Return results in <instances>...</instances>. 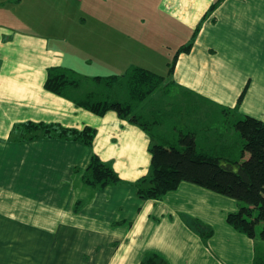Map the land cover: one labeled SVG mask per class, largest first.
<instances>
[{"label":"crops","instance_id":"1","mask_svg":"<svg viewBox=\"0 0 264 264\" xmlns=\"http://www.w3.org/2000/svg\"><path fill=\"white\" fill-rule=\"evenodd\" d=\"M132 67L173 79L178 93L151 134L45 88L52 68L90 81ZM246 88L241 113L264 122V0H0V264H142L152 253L169 264H263L260 232L252 239L228 223L236 200L183 182L144 201L133 187L150 173L151 144L178 146L180 132L199 150L240 158L243 141L220 119ZM27 123L93 127L97 137L93 148L22 141L15 128ZM94 154L122 186L98 192L83 183ZM196 222L212 230L206 242Z\"/></svg>","mask_w":264,"mask_h":264},{"label":"trees","instance_id":"2","mask_svg":"<svg viewBox=\"0 0 264 264\" xmlns=\"http://www.w3.org/2000/svg\"><path fill=\"white\" fill-rule=\"evenodd\" d=\"M193 44L194 39L178 51V56L190 52ZM174 70L175 64L170 67L169 77L172 78ZM173 82V79L167 80L136 67L130 68L122 76L97 77L90 81H82L81 76L72 71L52 68L49 70L45 88L96 116L104 117L109 112H116L122 120L151 134L159 123L157 120L166 118L167 107L163 106L166 108L162 109L163 112L158 109L160 113L155 111L150 115H147L148 110H144L145 114H142L140 108L161 88L169 97L173 91ZM87 83L89 86L86 87ZM247 90L248 88L241 94L240 104ZM233 114L234 109H224L222 116L227 124H230L227 119ZM233 125L243 144L241 157L231 161L217 157L209 150H199L196 137L192 133L180 132L178 146L151 144L150 173L133 184L137 189L138 198L144 201L161 200L168 193L177 190L181 183H192L236 200L240 209L228 216V223L252 239H255L259 232L260 237L264 239V122L244 115L235 124L233 122ZM15 130L21 134L22 141L41 136L44 139L81 142L90 148H93L97 137V129L93 127L77 130L56 124L27 123L17 125ZM246 155L248 157L244 159ZM82 180L87 187L98 192L124 184L113 167L103 162L96 154L92 156L89 166L83 172ZM81 205V201L76 204L75 213L80 210ZM196 223L198 228L193 229L198 230L206 242L212 230L199 222ZM262 223V229L258 230ZM142 264L169 263L160 255L152 253L145 257Z\"/></svg>","mask_w":264,"mask_h":264},{"label":"rangeland","instance_id":"3","mask_svg":"<svg viewBox=\"0 0 264 264\" xmlns=\"http://www.w3.org/2000/svg\"><path fill=\"white\" fill-rule=\"evenodd\" d=\"M154 73L155 74H157L158 76L159 75H162V73H159V72H155L154 71ZM83 78H87V77H83ZM82 81H84L83 79H82ZM87 86H89V84L87 83L86 84V87ZM163 88H161V90H158L154 95H152L150 98H149V100L142 106V111L143 112H145L144 110H148V113H147V115H150V114H152V113H154L156 110H160V111H163L162 109H166L165 107H163V106H166V101H167V99H168V97L165 95V92H164V90H162ZM244 92V91H243ZM242 92V93H243ZM177 95H178V93L176 92V91H173L172 93H171V99H170V102L171 103H176V98H177ZM240 96L241 95H239V98H240ZM213 99V98H212ZM213 102V101H212ZM214 103L216 104V102L214 101ZM169 108H172V107H168V109ZM233 109H234V114H233V116H232V119L230 118V119H227V120H230V124H233V121L235 120V119H237V120H239L240 118H242L244 115H245V113L243 112V113H241V111H240V103H239V99H238V102L236 103V105H235V107H232ZM200 115H202L203 114V111L202 110H199V112H198ZM242 114H244V115H242ZM204 119V120H203ZM163 121H165V119H162ZM221 121H220V124L221 125H226L227 124V122H226V120L224 119V118H222V119H220ZM209 123V121H208V119H205L204 117H200V122L198 123V125H205L206 123ZM166 124V123H165ZM230 124H228V128H226L225 129V133L227 134V135H229V134H231L232 136L233 135H235L237 132H236V130L234 129V127H233V125L231 126V127H229V125ZM202 125V126H203ZM165 130H167V133H170V138H172V136H171V133H172V131H171V129H170V126H167V127H165L164 128ZM177 129H178V127H177ZM177 129H176V132H177V136H178V131H177ZM237 135H238V139L240 140V141H242V139H241V137L239 136V134L237 133ZM239 151H241V148H240V150ZM248 156V155H247ZM261 226H262V224H261ZM261 228V227H260ZM260 228L258 229V230H260Z\"/></svg>","mask_w":264,"mask_h":264}]
</instances>
